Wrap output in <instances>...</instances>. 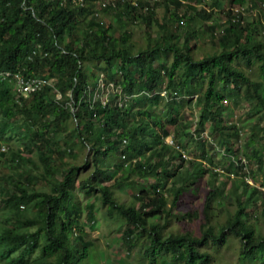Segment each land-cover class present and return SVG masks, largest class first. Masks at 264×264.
Here are the masks:
<instances>
[{"label": "trees", "instance_id": "16d2710c", "mask_svg": "<svg viewBox=\"0 0 264 264\" xmlns=\"http://www.w3.org/2000/svg\"><path fill=\"white\" fill-rule=\"evenodd\" d=\"M103 1L113 22L93 15ZM201 1L0 0V72L49 81L24 97L13 81L0 80V146H7L0 159L16 165L0 173V263L101 264L83 222L93 214L90 199L103 208L104 221L123 229L120 239L129 249L142 245V264H227L218 258L219 247L228 250L235 242L237 264L264 260V191L249 183L256 172L264 180V0H227L230 6L247 4V11L256 7L250 16L231 15L220 0L203 5L220 7L210 11ZM161 5L165 15L157 18L153 8ZM220 14L225 19L218 24ZM137 23L142 47L127 27ZM204 39L213 52L197 58ZM190 95L201 111L187 133L173 99ZM226 99L249 106L243 138L222 117L226 110L233 118L234 110L223 108ZM161 100L165 111L156 112ZM208 122L213 128L206 132ZM27 123L32 128L25 132ZM167 125L182 152L165 142ZM12 140L22 150L10 149ZM185 146L201 158L208 156L206 148L222 152L235 165L227 194L216 186L223 171L186 157ZM86 148L93 171L80 175L89 162L80 166L75 158ZM204 172L210 189L202 217L188 210L176 217L199 218V234L168 230V210ZM143 180L148 183L138 190ZM121 186L131 189L130 201L119 200Z\"/></svg>", "mask_w": 264, "mask_h": 264}, {"label": "rangeland", "instance_id": "374dc122", "mask_svg": "<svg viewBox=\"0 0 264 264\" xmlns=\"http://www.w3.org/2000/svg\"><path fill=\"white\" fill-rule=\"evenodd\" d=\"M221 3L223 4L224 8L230 6V4H228L227 0H220ZM248 1V0H247ZM98 8V15L101 17H103L104 15V10H102L100 3L98 4V6L96 7ZM255 9H257L255 7ZM153 12L155 14V17L157 18H162L165 15V8L163 5L161 6H157L155 8H153ZM257 14V13H256ZM263 14H264V10H263ZM106 22L110 21L113 22V19L110 17V15L106 14L104 15ZM225 18L224 15L220 14L218 15V19H217V23L219 24V22ZM128 29L131 31V35H132V39L133 42L135 44H137V46L142 47L144 45V34H143V27L140 23L137 24H130L127 26ZM207 39V38H205ZM202 40L199 41L197 43V47H199L198 50H196L195 52V56L201 57L204 53H208V52H213V46L210 45V42H208L207 40ZM195 43V42H194ZM193 43V44H194ZM100 65H103V62H100ZM92 73H89V84L90 86H92L93 84V77L91 75ZM117 74V73H115ZM102 77V76H101ZM101 80V79H100ZM99 81V87L104 89L105 88V83ZM241 95V93H240ZM58 97H60V94H57ZM187 99H183L180 96L179 97H175L173 99V101H175L176 104H178L179 106L177 107L178 109V119L180 121H183L186 126H187V133H191L194 131L195 128V121L198 120V116L200 115V111L201 108L199 107V105L197 106V104L193 101L195 99V95H190L187 96ZM186 97V98H187ZM98 98H100L103 102L106 98V95L104 93L99 94ZM190 98V99H189ZM165 100V99H164ZM189 100H191V104L189 102ZM170 102V100H169ZM163 100H161L159 102V104H157L156 107V112H160L161 109L163 108L165 111V106L163 104ZM223 104V108L226 107V105H229V108H231V110H234L233 113V118L232 119H228L227 115H226V110H224L222 112V117L226 118V122L229 125L234 124L236 126H238L241 129V136L242 138L245 137L246 131L248 130V126L246 124H250L249 122H246V124L244 123V121H246V119L248 118L247 116V112L250 111L249 106L248 105H242L239 107H235L232 105V102L229 101L228 99H226L225 101L222 102ZM156 106V105H155ZM173 109V111H175V107L173 108V104L169 105V109ZM30 124L27 123V125L25 124L24 126L26 127V131L28 132V128H32L31 126H29ZM252 125V124H251ZM206 129L205 131L208 132V130H211L212 127V123L208 122L206 123ZM168 129L170 130V136H167L165 138V140L169 141V138L172 137V130L173 127L170 125H167ZM24 131V130H23ZM202 133L201 139H203L204 137L208 136V133ZM213 138V137H211ZM10 149L16 148L18 150H22V148L24 147L22 144L15 146L14 145V140L10 141ZM190 145V144H189ZM193 145L195 148H198L197 144H191ZM3 146V145H2ZM0 146V150L1 147ZM188 146V145H187ZM187 146L183 147L184 150V154L186 157H196L197 159H201L204 160L205 162H207L208 164H210L211 162V169L213 168V170L215 169V171L221 172L220 174L224 175V176H220V179H216V183H217V187L223 188L224 192L227 194L230 191V187L232 185L233 182V178H235L236 176V167L235 165H232L230 163H228V160L226 158L223 157V153L222 152H216L214 150H210V148H206V152L208 154L207 157H199L200 155H195L192 153L191 148L190 150L187 151ZM4 150L6 151L7 146H3ZM24 153L26 152L23 149ZM31 152V156L33 159H36V157H34L36 151L34 150V148H30L29 150ZM80 152V153H79ZM182 152V151H181ZM89 155H87V148L85 151H78V156L75 158V163H78L80 166H83V163L88 160V165H85L84 168L80 169L79 174L80 175H86V174H90L93 171V165H92V158L91 157H87ZM7 157V156H6ZM227 157V156H226ZM70 156H67L66 159L70 160ZM5 157H1L0 159V173H6L7 171H9V165H15V163H7L5 162ZM176 162V161H175ZM27 163H22V166L24 169H26V165ZM13 165L11 166V170L13 171ZM220 170V171H218ZM9 171V172H10ZM11 173V172H10ZM209 172L206 173L204 172V174L202 175V177L197 178L194 182V184L192 185V188L190 187V190H185L181 196L179 197L178 201H177V205L176 207H174V209H170V205H171V200L172 198L169 196L168 197V192L165 193L164 195V199L166 201V208L170 210H168L170 212V216L168 218L169 220V224H168V230L170 231H181V232H185L187 230H193L195 233V235L199 234V224H200V220L199 218L202 217V206H203V198L204 195L206 193H208L209 191V187L206 184V181L209 179ZM228 178H227V177ZM255 180L254 181H250L249 183H253L255 186H257L258 188L262 189L264 191V186H262L264 180H263V175L261 173H257L255 174ZM218 178V177H217ZM253 180V179H251ZM143 184H138L136 185V188L138 190H143L145 188V186L147 185V181L143 180L142 181ZM239 183V181H238ZM35 186H38V184H35ZM170 185L166 186L167 189L169 188ZM241 190V187H238V192ZM131 189H129V187L127 186H121L118 188L116 194L119 198V200L121 201H125L128 202L131 199ZM79 197H80V201L81 204L84 205L86 204V198L82 197L81 193L79 192ZM91 203L93 202L92 205V216H90V218H88V216H84L83 217V222H84V227L85 229L89 232L90 234V238L92 240H94V242L97 244L96 248L98 249L100 258H101V264H142V262L140 261V259L142 258V255H140L141 250H143L142 245L139 246H134L131 249H129V247L127 245H125L121 239H120V235L123 231V229H118L116 225H113L111 223H107L106 221H104L103 217L101 215L103 208H101L97 202L93 199H90ZM213 203H217L216 201H214ZM137 206L140 205L139 202H137L136 204ZM232 208V207H231ZM190 211L191 213L195 212L198 216H200L199 218L194 219L193 221H188L187 219H178L176 218L177 216H180V214H186V211ZM248 211H250L248 209ZM165 217V215H164ZM181 217V216H180ZM179 220V221H176ZM259 222H261V220H259ZM237 242H235L233 245H231L232 247L230 249L227 250V246H225L224 244H222L219 247V259L223 260L224 262H226L227 264H237V250L236 248L238 247V244H236ZM226 249V250H225ZM137 254L139 255V257L137 256ZM3 262V261H2ZM4 263V262H3ZM162 264H168L165 261L161 262ZM252 263V262H251ZM2 264V263H0ZM5 264V263H4ZM177 264H181L180 262H178ZM249 264V263H248ZM252 264H264V260L261 259H257L255 262H253Z\"/></svg>", "mask_w": 264, "mask_h": 264}, {"label": "built area", "instance_id": "2783aa9c", "mask_svg": "<svg viewBox=\"0 0 264 264\" xmlns=\"http://www.w3.org/2000/svg\"><path fill=\"white\" fill-rule=\"evenodd\" d=\"M76 3H79L80 5L83 4V0H73ZM112 1V0H111ZM182 3L185 2L186 0H180ZM211 0H202V3H209ZM106 2L103 1L100 3V6L103 10V7L105 6ZM247 4H243V5H232L230 6V8H228L229 10L231 9V15L233 14H238V15H244V16H250L252 14H254V9H249L247 11ZM220 7L223 8V4L220 3ZM220 7H213L210 8V11H214V12H219L220 11ZM227 9V8H226ZM98 8L93 12L94 16H99L98 15ZM250 12L252 14H250ZM224 15V14H222ZM101 16V15H100ZM223 20V19H222ZM232 21H234V19H231ZM33 53V52H32ZM30 60H32V54L28 56ZM0 77L3 80H12L17 87V91L23 95V96H28L31 93L37 92L39 90H41L44 86H46L47 84H49V81L45 78L42 77H36V76H24L20 71H16V72H11V71H6V72H2L0 74ZM166 143L173 145L177 150L181 151L180 146H178L172 138H169V141L165 140ZM1 150H4V147H1ZM184 156V155H183Z\"/></svg>", "mask_w": 264, "mask_h": 264}, {"label": "clouds", "instance_id": "9594fccd", "mask_svg": "<svg viewBox=\"0 0 264 264\" xmlns=\"http://www.w3.org/2000/svg\"><path fill=\"white\" fill-rule=\"evenodd\" d=\"M187 1V0H186ZM185 1V2H186ZM248 3H249V1H247ZM211 3V1L209 2V3H202V1H201V5H202V7L203 8H208V9H210V8H213V6H210V7H206V6H203L204 4H210ZM220 3H221V1H220ZM219 3V4H220ZM263 5H264V3H263ZM254 9V14H255V12H257L258 10L257 9H255V7L253 8ZM225 16V15H224ZM254 16H256V15H254ZM223 19H225V18H223ZM30 55V54H29ZM2 72H6V71H1L0 72V74L2 73ZM12 72V71H11ZM13 72H16V71H13ZM0 80H2V81H8V82H11L12 80H3L1 77H0ZM25 97V96H24ZM2 151V150H1ZM185 155V154H184ZM218 171H220V170H218Z\"/></svg>", "mask_w": 264, "mask_h": 264}]
</instances>
